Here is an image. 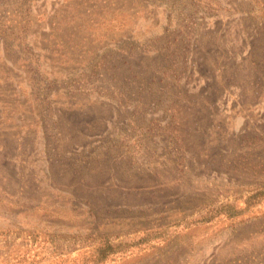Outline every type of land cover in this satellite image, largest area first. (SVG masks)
<instances>
[{
	"label": "rangeland",
	"instance_id": "obj_1",
	"mask_svg": "<svg viewBox=\"0 0 264 264\" xmlns=\"http://www.w3.org/2000/svg\"><path fill=\"white\" fill-rule=\"evenodd\" d=\"M0 264H264V0H0Z\"/></svg>",
	"mask_w": 264,
	"mask_h": 264
}]
</instances>
